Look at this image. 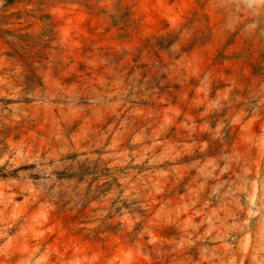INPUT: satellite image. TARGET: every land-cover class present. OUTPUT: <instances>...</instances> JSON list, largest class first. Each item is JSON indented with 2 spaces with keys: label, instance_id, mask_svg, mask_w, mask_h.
<instances>
[{
  "label": "rangeland",
  "instance_id": "1",
  "mask_svg": "<svg viewBox=\"0 0 264 264\" xmlns=\"http://www.w3.org/2000/svg\"><path fill=\"white\" fill-rule=\"evenodd\" d=\"M0 264H264V0H0Z\"/></svg>",
  "mask_w": 264,
  "mask_h": 264
}]
</instances>
